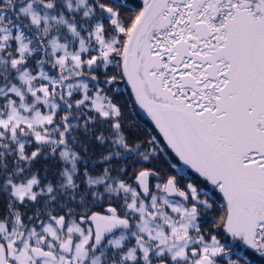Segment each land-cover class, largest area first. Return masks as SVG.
Masks as SVG:
<instances>
[{
  "label": "snow or ice",
  "instance_id": "obj_1",
  "mask_svg": "<svg viewBox=\"0 0 264 264\" xmlns=\"http://www.w3.org/2000/svg\"><path fill=\"white\" fill-rule=\"evenodd\" d=\"M0 204V264L264 260V0H0Z\"/></svg>",
  "mask_w": 264,
  "mask_h": 264
},
{
  "label": "flooded vegetation",
  "instance_id": "obj_2",
  "mask_svg": "<svg viewBox=\"0 0 264 264\" xmlns=\"http://www.w3.org/2000/svg\"><path fill=\"white\" fill-rule=\"evenodd\" d=\"M140 0H136V3H139ZM121 92L123 93L120 97H118L119 100L123 101L126 100L130 96V86H127L126 83L121 82L120 85ZM129 107L133 109L132 115L138 116L137 123L141 126V128H148L152 132H154L155 126L152 124L151 120L149 117H147L146 113H144L141 109H139L138 105L130 104ZM155 133V132H154ZM45 162L43 160L40 161L38 164L39 167L42 168L43 164ZM51 163V161L47 162ZM0 207H2V204H0ZM257 264H264V260H260L257 258Z\"/></svg>",
  "mask_w": 264,
  "mask_h": 264
},
{
  "label": "trees",
  "instance_id": "obj_3",
  "mask_svg": "<svg viewBox=\"0 0 264 264\" xmlns=\"http://www.w3.org/2000/svg\"><path fill=\"white\" fill-rule=\"evenodd\" d=\"M141 127V126H140ZM154 132L156 133L157 132V130L156 129H154ZM161 139H162V137H161ZM51 164V163H50ZM37 167H39V165H37Z\"/></svg>",
  "mask_w": 264,
  "mask_h": 264
},
{
  "label": "water",
  "instance_id": "obj_4",
  "mask_svg": "<svg viewBox=\"0 0 264 264\" xmlns=\"http://www.w3.org/2000/svg\"><path fill=\"white\" fill-rule=\"evenodd\" d=\"M143 111V110H142Z\"/></svg>",
  "mask_w": 264,
  "mask_h": 264
}]
</instances>
